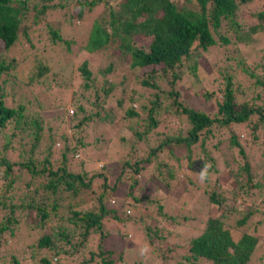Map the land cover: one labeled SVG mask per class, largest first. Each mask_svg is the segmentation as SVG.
<instances>
[{
    "label": "trees",
    "instance_id": "obj_1",
    "mask_svg": "<svg viewBox=\"0 0 264 264\" xmlns=\"http://www.w3.org/2000/svg\"><path fill=\"white\" fill-rule=\"evenodd\" d=\"M67 1L0 0V132L17 142L12 143V153L0 152V252L26 229L39 234L35 245L43 250L41 264H52L53 257L60 264H114L117 257L121 262L125 254L114 258L115 252L106 247L110 235L106 222L109 217L118 219L116 210L105 205L110 192L128 183L123 194L130 196L138 182L149 184L153 179L169 185L182 166L187 168L180 174L193 175L187 183L194 184L198 169L207 166L201 191L216 210L199 217L198 234L187 245L167 248L159 255L163 264H264V150L258 152L260 159H252L247 151L264 137V4L258 6L259 0H76L75 16L80 20L84 9L103 8L84 33L83 48L114 56L115 61L109 59L103 69L96 66L94 71L87 59L78 65L81 78L70 95L74 107L62 105L56 127L65 130L56 134L50 130L54 115L41 107L44 92L32 91L29 97L27 90L56 68V57L43 56L47 45L65 48L64 57L71 49L73 41L56 18L46 19L57 7L64 9ZM63 21L70 25L64 12ZM214 50L226 60L224 65L212 62L216 75H206V83H216L217 88L196 91L203 80L199 59ZM224 50L230 54L223 56ZM249 57L258 60L251 64ZM186 77H192L193 83L183 87ZM22 87L27 90L21 91ZM123 111L126 118L139 122L129 127L132 143L121 160L110 162L121 163L117 169L105 160L97 171L89 146L98 143L102 149L109 136L107 125L116 120L121 126L126 123L119 115ZM170 121L176 123L174 131L168 130ZM87 122L103 139L94 137L93 144L86 139ZM240 130L248 140L242 141ZM172 144L179 146L182 156L159 160L167 150L174 153ZM220 148L230 151L225 160L227 174L235 180L230 199L216 188L221 178L215 167ZM235 164L248 174L247 184L233 178ZM194 188L199 190V184ZM191 196L193 200L181 203L183 215H171L176 228L196 221L186 213L196 210L200 196ZM158 203L161 214L163 199ZM162 222L155 228L146 225L148 245L154 243ZM112 235L120 244L126 239L118 241ZM9 260L21 264L16 251L9 253Z\"/></svg>",
    "mask_w": 264,
    "mask_h": 264
},
{
    "label": "rangeland",
    "instance_id": "obj_2",
    "mask_svg": "<svg viewBox=\"0 0 264 264\" xmlns=\"http://www.w3.org/2000/svg\"><path fill=\"white\" fill-rule=\"evenodd\" d=\"M65 1V0H53L55 4ZM68 5L64 9H54V11L49 14L46 19L52 20L56 18V21L61 25L62 31L66 37H68L70 40H72L71 49L66 56L64 57V51L65 48H56L53 47L55 45H47L46 49L47 51H44L43 56L46 57H56L58 61L55 63V70L50 72L48 76L41 80L40 83H35L33 86L30 87L28 91L29 97L33 96V92L37 94L42 95L40 102L42 110H44V113H49L50 116L53 119L56 120L53 127L50 129L54 131L56 134L63 132L65 129L57 128V122L59 123V120L61 118L62 105H66L67 107H70L68 109H71L74 107L73 99H71V89L75 87V85L78 86L79 80L81 78L79 72H78V65L85 59H87L90 64L94 68L97 66L99 70L103 69L107 63L110 60L115 61L114 56H107L104 57L100 53H88L83 48L87 42V36L84 34L88 31L92 21L98 16L99 13H102L103 8H95L92 11H88L84 9V16L82 20L77 19L75 16L76 12V0H69L67 1ZM264 0L258 1V6L263 5ZM63 12L68 17L70 21V25L65 23L63 21ZM66 18V17H65ZM67 20V19H66ZM68 21V20H67ZM47 42V41H45ZM48 43V42H47ZM259 48L260 42L258 43ZM263 46V45H262ZM225 51V50H224ZM230 54L229 52L225 51L224 55ZM259 55V54H258ZM217 58V59H216ZM253 58V57H251ZM249 57V61H251V64H253L256 60H258L257 57L255 59H251ZM110 59V60H109ZM216 59V61H214ZM226 61V60H225ZM224 57L220 56L217 51H213L212 54L209 53L205 56H202L199 59L201 70L204 74L201 72V76L203 77V80L198 84L199 87L194 88L196 91H200L203 87H209V89L217 88L216 83L207 84L206 81L208 80V77H211V75H216V70L214 68H211L210 64L214 62L215 63H222V65L225 64ZM216 66V65H215ZM24 68L25 66L22 65ZM206 73V74H205ZM208 74V77L206 76ZM243 76L239 77L242 78ZM185 79V76H184ZM182 79L181 84L186 86L189 82L193 83L192 77H186L185 83H182L184 81ZM247 82L250 84V80L246 76ZM44 81V82H43ZM245 84V85H249ZM52 86V87H51ZM53 86L55 89H53ZM16 88H20L21 86H16ZM51 87V88H49ZM25 89L22 87L21 91H25ZM46 90V91H45ZM33 91V92H32ZM48 92H52V98H49L47 96L44 97L45 94ZM149 91L146 90L145 93L147 94ZM91 95V94H90ZM187 97L190 95L186 94ZM192 98L196 99L198 101V94H194ZM54 101V102H53ZM68 104V105H67ZM213 104V103H212ZM136 106V105H135ZM211 103L210 106L211 107ZM214 108H210V110H213ZM146 114V113H145ZM119 115L121 116L122 123L126 122L124 126L120 125L119 120H116L110 124L107 125V128L109 130V136L107 138H104L105 144L102 146V149L98 147V143L89 146V149L92 151L89 155H93V159H97L95 161V166L97 167V171H99L102 168L103 164L105 163V160H107V165L114 164L116 166V169L118 168V164L121 163H110L111 161L121 160L125 156L126 150L129 148V146L132 143L133 136L129 135L131 132L130 126H137L139 125V122L137 121V118L129 119L126 118L124 111L119 112ZM65 117V115H64ZM50 118V119H52ZM70 125L71 122L69 120H66ZM170 127L168 130L174 131V128L176 127L175 121H170ZM107 124V123H106ZM63 126V123L62 125ZM128 127L127 129L125 127ZM86 139L90 141V143H94V137H97L98 139L103 137L101 136V133L99 131H95V127L93 124H90L87 122L86 126ZM127 131L128 134H125ZM68 133L70 131H67ZM240 137L242 138V141L248 140V136L241 133V130L239 131ZM88 134L90 137V140L88 138ZM126 136V139H122V136ZM54 136H57L54 134ZM121 136V137H120ZM109 137V138H108ZM72 144H75L74 140L72 139ZM8 143L7 148L2 149L1 145ZM12 143L17 144L16 141H9V137H6L5 134L0 132V152L3 153H12V148L14 147ZM104 147V148H103ZM172 147L174 149L173 154H168L167 151L164 152L162 155H160L158 158L159 160H167L175 158L176 156H182V153L180 151L179 146L172 144ZM106 149V151H102ZM108 149V150H107ZM264 150V137L263 140H261L255 147H247V151L252 159L258 158V152H261ZM230 155V151L226 148H220L219 153H217L216 163L215 166L218 169V173L221 172V178L218 179L216 188L221 190V192H225L229 199L231 198L230 195V189L235 185V180L232 179L227 174V167H225V160L228 159ZM106 156V157H105ZM102 158V160L100 159ZM260 159V157L258 158ZM254 162V161H252ZM261 162V161H260ZM239 164H235L234 167V175L233 178L236 177V180L241 183H246V179L248 177V174L244 169L239 168ZM113 168V166H111ZM186 166L180 167L177 169L176 173H178V177L175 178V180H171L169 185H159L155 179L153 181H150L149 184L146 182H138V185L131 189L132 193L131 195L138 197L136 200H133V198L130 196H126L123 193L127 191L128 183L126 185H123L122 187H116V190L114 192H110V196L107 197L106 201V207L108 209H114L116 210V214L118 219H112V217H109L106 225L107 229L109 230V237L106 240V247L108 249H112L115 253H113V257L116 258L118 253L122 252L125 254L124 258L125 260L120 262L118 257L115 259L114 264H163V261L161 257L159 256L164 251L167 253L166 249L169 248L170 250H175L176 248H181L185 245H187L188 240L193 236L198 234V227H199V217H201L202 214H206L208 210L215 211V208H211L209 204V198L204 195L201 191V188L205 187L206 179L201 180L200 175L203 170L198 169V178H196L197 184H199L200 189L197 190L194 188V184L187 183V178H194L193 175L186 176L181 175ZM187 168V167H186ZM180 172H182L180 174ZM2 173H0L1 175ZM180 174V175H179ZM110 177V175H109ZM130 178V177H129ZM178 179V180H177ZM132 182V179L128 181L130 183ZM109 183L111 185L114 184V178L111 175V178H109ZM214 183L213 180L209 181V184L212 185ZM247 184V183H246ZM139 185H142L141 187ZM191 186V187H190ZM97 190H100V188L95 187ZM156 188L159 190L156 191ZM191 194H196L199 197L197 204H196V210L186 213L190 216H195L196 221L187 222L182 227L176 228V225H172L174 221L172 220L171 215L175 216H181L184 212L182 208L181 203H187V201L193 200V197ZM108 195V194H107ZM106 197V196H105ZM163 199L164 205L163 208L160 210V213H157L158 211V205L159 201ZM114 200V201H112ZM139 200V201H138ZM236 205H237V198L235 199ZM124 202V203H122ZM239 202V200H238ZM82 205L86 206V201L82 203ZM179 207V208H177ZM130 210V213H127V210ZM162 216V217H160ZM163 222H162V220ZM161 221L162 226L158 230L159 233L156 236V238L153 240L154 243L151 245H148V237L145 235L147 234V231L145 230L146 225H149L151 228H155L157 223ZM25 223V222H24ZM198 226V227H197ZM194 229V230H193ZM17 233V232H16ZM117 237V240L119 241L122 239L123 236H126L125 240H122V244L117 242L114 238ZM39 234H30L26 229H22L20 233H17L16 238L13 242H11V247L5 248L0 252V264H12L9 260V253L16 251L19 260L21 261V264H41L40 261V255L43 253V250L41 248H38L35 243L37 242V237ZM129 237H128V236ZM164 236L165 238H162ZM143 237V238H142ZM152 241V239H151ZM31 243V245H29ZM114 244H118L119 246H115ZM144 254L142 255V250H145ZM176 253V252H174ZM43 255H46V252H44ZM62 259V258H61ZM55 260L54 257L52 258V264H60L61 261ZM59 261V262H57ZM172 262H168L167 264H171Z\"/></svg>",
    "mask_w": 264,
    "mask_h": 264
},
{
    "label": "clouds",
    "instance_id": "obj_3",
    "mask_svg": "<svg viewBox=\"0 0 264 264\" xmlns=\"http://www.w3.org/2000/svg\"><path fill=\"white\" fill-rule=\"evenodd\" d=\"M206 174H207V166H205V169L201 172V175H200L201 180L205 179ZM112 201H114V200H112ZM130 212L131 211L128 209L127 210V213H130ZM145 251H146V249L145 250H142V253L141 254L143 255Z\"/></svg>",
    "mask_w": 264,
    "mask_h": 264
}]
</instances>
